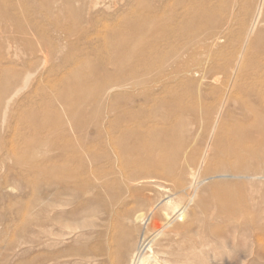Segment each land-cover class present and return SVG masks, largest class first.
Here are the masks:
<instances>
[{"label":"bare ground","instance_id":"obj_1","mask_svg":"<svg viewBox=\"0 0 264 264\" xmlns=\"http://www.w3.org/2000/svg\"><path fill=\"white\" fill-rule=\"evenodd\" d=\"M197 2H167L176 21L166 26L168 52L157 65L140 71L129 53L122 54L115 64L118 77L94 91L90 115L77 122L69 112L71 136L61 135L65 144L53 146L51 217L34 219L41 229L36 234L51 235V264L55 227L66 228L74 212L81 215L82 244L67 250L78 252L84 264L264 259V81L244 79L237 58L218 61L210 54L229 34L231 19L201 31L179 21L185 14L179 10ZM248 4L249 20L239 25L243 46L259 23L264 0ZM193 11L191 24L199 16ZM43 40L34 50L47 55L45 66L51 47ZM125 67L129 74H118ZM1 75L4 129L32 71ZM16 77L23 82L13 89L8 81ZM138 85L143 87L135 93ZM6 143L0 138V151ZM84 181L82 190L91 189L92 199L68 210L70 197L78 194L74 186Z\"/></svg>","mask_w":264,"mask_h":264},{"label":"rangeland","instance_id":"obj_2","mask_svg":"<svg viewBox=\"0 0 264 264\" xmlns=\"http://www.w3.org/2000/svg\"><path fill=\"white\" fill-rule=\"evenodd\" d=\"M168 1L0 0V79L3 70L32 71L7 116V125L0 128V138L7 142L6 150L0 151V264H51V235L36 234L41 229L34 219L51 217L53 146L65 144L61 135L71 136L70 111L77 122L90 115L87 106L95 99L94 91L118 77L115 64L122 54L129 53L140 71L143 65L155 66L166 56L165 38L170 35L164 37V32L176 21ZM248 3L199 0L193 8L179 10L185 12L179 21L189 30L201 31L231 19L229 34L210 54L218 61L237 58L244 79L251 76L260 82L264 81V9L243 46L245 36L239 25L249 20ZM193 9L199 16L191 24ZM42 40L51 47L45 66L41 64L47 55L34 50ZM118 74L125 76L129 71L125 67ZM22 82L21 77L8 81L13 89ZM3 85L0 80V98ZM142 87L134 86V92ZM235 91L242 95V90ZM82 183L74 186L78 194L70 197L68 210L92 199V190H82L86 181ZM40 204L47 210L41 213ZM80 221L81 215L74 212L66 228L55 227L59 236L52 247L53 264H84L78 252L67 250L82 244ZM93 221L98 224L97 218Z\"/></svg>","mask_w":264,"mask_h":264}]
</instances>
